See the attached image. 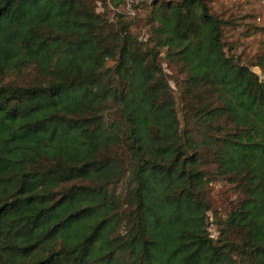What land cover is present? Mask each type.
I'll list each match as a JSON object with an SVG mask.
<instances>
[{
  "label": "trees",
  "instance_id": "16d2710c",
  "mask_svg": "<svg viewBox=\"0 0 264 264\" xmlns=\"http://www.w3.org/2000/svg\"><path fill=\"white\" fill-rule=\"evenodd\" d=\"M151 6L142 41L84 0H0V264H264V79L205 0Z\"/></svg>",
  "mask_w": 264,
  "mask_h": 264
},
{
  "label": "rangeland",
  "instance_id": "374dc122",
  "mask_svg": "<svg viewBox=\"0 0 264 264\" xmlns=\"http://www.w3.org/2000/svg\"><path fill=\"white\" fill-rule=\"evenodd\" d=\"M96 13L105 14L112 22L116 15H123L129 30L140 40L148 38L147 21L152 11V3H169L177 0H84ZM220 22L225 50L264 79V0H205ZM134 5L133 7L131 5ZM167 79L173 94L179 99V84L184 75L173 64L162 60ZM32 76V75H31ZM208 195L212 205L209 212L208 226L211 235L216 236V217H224L229 208V201L234 195L227 184L215 181L209 184Z\"/></svg>",
  "mask_w": 264,
  "mask_h": 264
}]
</instances>
